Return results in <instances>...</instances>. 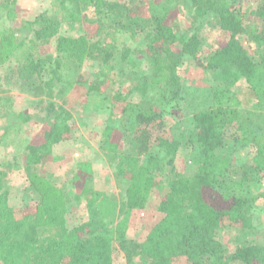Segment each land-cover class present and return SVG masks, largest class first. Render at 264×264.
I'll return each instance as SVG.
<instances>
[{
	"label": "trees",
	"instance_id": "obj_1",
	"mask_svg": "<svg viewBox=\"0 0 264 264\" xmlns=\"http://www.w3.org/2000/svg\"><path fill=\"white\" fill-rule=\"evenodd\" d=\"M16 1L0 0L1 22L5 14L11 17ZM242 1L158 0L151 1L145 13L136 0H51L49 7L22 24L27 38L18 43L1 35L0 50L9 47L5 56L22 58L8 80L36 96L54 97L56 80H65L69 87L85 84L100 94L117 75L133 80L130 91L138 90L142 98L127 103L124 112L147 164H140L135 155H114L119 158L117 174L127 181L124 209L86 178L79 197L89 216L73 224L67 220L69 199L57 187L46 192L36 210L17 217L3 187L5 164L0 166V264H116L120 258L127 264L137 259L144 264H264V245H243L227 253L216 237L227 226L252 229L256 203L264 199V0L251 9ZM181 6L194 9L184 29L172 20ZM90 8L93 16L85 17ZM210 13L225 34L224 42L213 45L204 56L207 61H202L215 81L211 105L189 114L184 126L171 133L165 117L177 115L189 92L178 67L185 57L199 58L196 24ZM85 23L93 27L85 29ZM244 36L254 43L253 53L241 41ZM53 41L54 52L42 58L40 48ZM135 58L145 65L129 67ZM48 63L52 78L45 80ZM74 66H97L96 79H65ZM241 80L255 97L250 109L242 108L233 90ZM115 96L123 97L119 92ZM48 110L58 115L44 131V141L25 145L28 165L39 163L53 144L70 138V113L53 101ZM114 129L109 123L102 131L101 146L111 152ZM188 146L198 151L195 172L172 176L160 204L164 217L145 240L128 239L130 215L146 207L160 183L156 170L165 166L174 173L179 149ZM249 146L255 148L254 157L241 161L239 152Z\"/></svg>",
	"mask_w": 264,
	"mask_h": 264
},
{
	"label": "rangeland",
	"instance_id": "obj_2",
	"mask_svg": "<svg viewBox=\"0 0 264 264\" xmlns=\"http://www.w3.org/2000/svg\"><path fill=\"white\" fill-rule=\"evenodd\" d=\"M51 0H17L14 10L5 14V21L0 18L1 35L16 38L21 42L27 38V32L22 24L34 19L40 12L49 7ZM138 5L144 7L145 13L149 10V3L158 0H136ZM246 9L255 8L259 0H243ZM172 14V20L179 23L178 27H188L194 15V9L183 7ZM85 17L93 16V9L85 10ZM196 26L200 27L198 33L201 38L199 58L185 57L178 67V74L184 89L188 90L182 109L177 115L165 117L166 126L171 133L180 130L189 114L203 111L211 105V85L215 82L206 69L202 66L207 61L204 56L209 55L210 49L217 43H223L225 34L218 26L215 14H208L203 19H198ZM93 27L85 23V29ZM33 36L29 35V39ZM244 46L253 53L255 45L247 37H242ZM22 50V49H21ZM24 50V46H23ZM9 47L0 50V166H4L7 174L3 181L8 205L14 208L17 217L27 210H36L46 192L51 188L62 189L68 197L67 220L69 224L84 220L89 216L88 210L83 207L85 201L79 197L84 180L88 178L89 185L95 190L107 194L117 202L119 208L124 209L127 201V181L117 174L119 158L114 155H135L139 157L140 164H147V157L139 153V147L134 141L131 132L128 113L124 112L127 103L139 102L142 98L139 91H130L134 81L124 79L117 75L116 80L102 86L101 94L98 91H89L88 85L74 84L69 87L64 81L53 83V96H36L32 91L23 90L21 86L8 77L17 70L22 63L18 56L5 55ZM44 58L54 52V41L42 46L39 50ZM2 55V57H1ZM6 57V58H5ZM200 59V60H199ZM143 61L135 58L129 67L136 69L142 67ZM50 64L45 66L43 78L50 80ZM98 67L71 68L65 79L76 81L79 78L96 79ZM97 75V74H96ZM234 92L239 98L243 109H250L255 102L252 90L245 80L239 81L234 87ZM123 97H116V93ZM64 107L69 113L71 125L70 138L52 145L49 153L44 154L42 160L34 165H28L24 147L27 143L35 144L44 141V131L48 130L56 120L55 111H49V102ZM28 117V120L25 118ZM112 123L115 127L112 141L114 152L103 149L102 131L105 126ZM197 149L192 146L181 147L174 163V173L171 167H162L156 170L159 185L153 189L146 207L135 210L129 218L127 238L143 241L150 230L164 217L160 204L167 192L169 180L174 175H191L196 170ZM255 155V148H243L238 156L241 161H250ZM85 165V167H82ZM155 171V170H154ZM79 176L80 179H75ZM217 239L222 243L227 253H233L236 248L243 245H264V199L256 203L254 227L243 230L236 226H227L217 232ZM116 264H127L120 258ZM134 264H144L137 259ZM232 264H244L235 261Z\"/></svg>",
	"mask_w": 264,
	"mask_h": 264
}]
</instances>
